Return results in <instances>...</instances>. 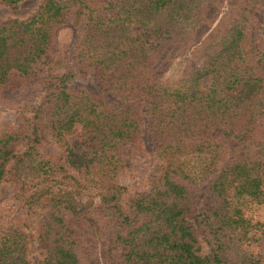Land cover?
<instances>
[{
	"label": "trees",
	"instance_id": "obj_1",
	"mask_svg": "<svg viewBox=\"0 0 264 264\" xmlns=\"http://www.w3.org/2000/svg\"><path fill=\"white\" fill-rule=\"evenodd\" d=\"M260 10L264 0H43L1 24L0 106H30L32 122L0 120V185L14 183L27 216L0 218V264H30L33 241L41 264H93L99 239L109 264H264V224L249 214L264 207V51L250 34ZM69 15L84 18L74 60L116 103L69 89V58L54 51ZM165 55L190 57L179 80L155 72ZM144 118L157 163L148 192L130 195L117 180L124 149L143 153ZM42 131L60 160L40 153ZM202 188L211 205L196 213Z\"/></svg>",
	"mask_w": 264,
	"mask_h": 264
},
{
	"label": "rangeland",
	"instance_id": "obj_2",
	"mask_svg": "<svg viewBox=\"0 0 264 264\" xmlns=\"http://www.w3.org/2000/svg\"><path fill=\"white\" fill-rule=\"evenodd\" d=\"M101 0H95L98 2ZM43 0H23L17 7H8L0 3V25L6 23L11 19L26 20L30 18L39 8ZM93 2V0H92ZM94 6V3L92 4ZM107 15H114L113 12H108ZM256 20L250 27V34L256 47L264 51V10L256 13ZM84 24V18H77L75 15L66 17V21L57 30L54 44V51L66 53L68 56L67 64L72 67L73 78L69 81V89L71 91H84L95 100H106L110 103H116V99L111 94H106L103 85L98 81L97 74L94 70L82 69L74 60V53L76 44L79 39L80 29ZM51 53L46 57V60L54 59L55 54ZM190 57L164 56L161 63L156 67V73L164 79V81L174 82L181 78L185 70L184 62ZM62 72V68L53 70L46 74L43 80L39 83V87H43L47 80ZM208 81H206L207 83ZM32 108L23 105L21 108L8 109L0 106V120L2 123H15L17 125H29L32 122ZM144 134L141 138L143 153L135 155L136 153L130 147L124 149L125 160L129 166L122 172L118 178V184L126 187L129 194L145 193L149 190V176L152 168L157 161L154 155V145L152 139L147 131V121L143 119ZM77 133V132H76ZM42 142L39 147L40 153L47 159L58 161L63 157V149L60 145L53 142L50 132L42 131L40 133ZM78 133L76 134V136ZM75 135L70 137V141L74 142L78 139ZM24 144L17 147L19 153L24 151ZM75 174V173H74ZM211 205L210 195L205 188H202L194 196L193 207L196 213ZM250 216L256 222L264 224V207L253 208L249 212ZM6 217L12 222H26L27 216L21 204L15 197V185L11 181L3 182L0 185V218ZM144 218H139L135 222V226L140 225ZM201 254L208 255L210 248L203 236H199ZM264 251V236L260 241ZM105 240L92 241V256L93 264H109L105 259ZM122 249L113 253V256L122 262ZM44 252L38 247V244L33 241L30 244V251L28 260L30 264H41L44 260Z\"/></svg>",
	"mask_w": 264,
	"mask_h": 264
}]
</instances>
